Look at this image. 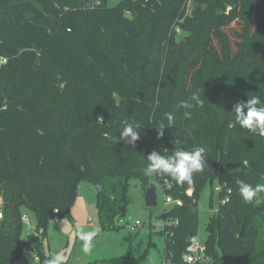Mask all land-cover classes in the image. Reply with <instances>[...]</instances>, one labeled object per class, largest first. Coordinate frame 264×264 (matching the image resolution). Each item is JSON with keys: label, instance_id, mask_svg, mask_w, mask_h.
Segmentation results:
<instances>
[{"label": "trees", "instance_id": "16d2710c", "mask_svg": "<svg viewBox=\"0 0 264 264\" xmlns=\"http://www.w3.org/2000/svg\"><path fill=\"white\" fill-rule=\"evenodd\" d=\"M189 1L120 0L110 6L108 0H9L8 7L21 13L7 12L17 28L0 31V62L6 59L0 64V264H17L27 249L37 253L38 264L49 260L47 225L55 210L59 219L68 214L82 180L95 189L104 231L116 229L115 218L124 216L131 180L145 189L155 183L165 196L182 199L162 217V263L186 264L183 255L198 234L199 192L214 177L219 206L205 227L207 255L213 264H264V204L243 203L237 184L264 183V137L234 125L231 112L237 102L264 100V0H193L184 16ZM177 26L186 34L180 52L191 53L193 61L182 62L183 70L171 77ZM127 47L145 69L136 80L131 63L122 62L130 67L124 72L116 65L121 90L103 66L123 59ZM82 66L98 76L108 112L72 96ZM41 92L61 101L59 111ZM193 95L203 104L191 101ZM183 101L193 107L181 108ZM167 113L174 121L157 139ZM133 122L141 125L140 139L134 146L117 143ZM197 146L207 149V166L194 174L191 197L185 196L191 184L144 175L151 152L167 156ZM6 183H28V189L2 193ZM22 209L34 213L44 230L40 238L21 240Z\"/></svg>", "mask_w": 264, "mask_h": 264}, {"label": "rangeland", "instance_id": "374dc122", "mask_svg": "<svg viewBox=\"0 0 264 264\" xmlns=\"http://www.w3.org/2000/svg\"><path fill=\"white\" fill-rule=\"evenodd\" d=\"M120 0H108V4L115 5ZM9 0H0V31L9 32L11 29H16L12 21L6 20L5 14L7 12L13 15H20V10L12 11L8 7ZM193 7V0L188 3V9L184 16H189V11ZM179 23V21H178ZM185 29V26H183ZM18 28L25 29L18 26ZM180 33L176 34L174 39H171L170 46L172 49H177L174 56H171L173 74L177 71L180 73L183 70V64L192 62L193 55L191 53L180 52L182 49L181 41L186 35L181 26H177ZM139 55L130 47L126 49V55L123 59L111 58L107 62V66H103L108 76L113 77V81L124 90L123 75H118V68L121 67L122 72L128 70L123 63H131L134 67V79H138V74L142 69H145L144 62L137 57ZM151 59V58H150ZM123 62V63H122ZM65 63V61L61 62ZM82 81L72 94L74 98L80 101H89L93 105L100 107L103 111L110 110V102L103 95L99 87V78L95 71L89 67L82 66ZM130 73V72H129ZM116 77V78H115ZM176 78L171 79V82H177ZM112 83V81H111ZM114 84V83H113ZM171 85V83H169ZM41 96L45 98L46 102L52 104L55 109L59 111L61 101L58 99H49L43 92ZM116 99V95L113 96ZM106 112H103L107 115ZM104 115L103 121H106ZM197 181H193L189 189H187L185 196L191 197ZM184 185V184H183ZM181 185L180 187H183ZM219 183L214 177L206 180L200 189L197 200L198 221L199 228L196 241L204 244L206 234V224L213 216L214 211L219 206ZM2 193L12 190L27 191L28 183H6L1 186ZM145 188L136 180L129 182L127 191V206L124 216L120 219L118 227L114 230H102L95 205V189L88 181H80L77 184V195L73 199L69 212L59 219L56 223L50 220L46 228V236L43 241L44 251L48 254L49 259L59 256L60 264H163V249L165 239L162 235L164 222L162 217L165 212L170 211L171 206L165 204V194L161 186H156V203L155 207H146L144 203ZM4 196H0V211L4 209ZM181 201H183L181 199ZM22 216L27 215L28 224L32 232L37 227L36 218L32 211L22 209ZM138 222L139 225L135 226ZM26 228L23 226L21 234L22 241H28L29 237L26 235ZM79 230L92 231L97 230L98 235L94 240V249L90 254H85L82 251V241H80L76 232ZM37 253L32 251L25 252L20 260V264H37ZM184 263V262H183ZM46 264V263H43Z\"/></svg>", "mask_w": 264, "mask_h": 264}, {"label": "clouds", "instance_id": "9594fccd", "mask_svg": "<svg viewBox=\"0 0 264 264\" xmlns=\"http://www.w3.org/2000/svg\"><path fill=\"white\" fill-rule=\"evenodd\" d=\"M191 101L196 104H203V100L199 95H193ZM181 108H192L193 103L183 101L180 104ZM235 120L234 125H238L241 129H246L251 133H255L264 137V100L261 96H254L247 99L246 102H237L233 105L232 111ZM97 119L102 122L103 117ZM168 125L160 123L158 137L163 135V130L170 127L174 121V116L171 113L166 114ZM141 125L138 122L128 123L117 137V143L123 141L127 145L134 146L140 139ZM179 144V141H175ZM207 149L197 146L192 150H184L177 148L171 155H161L159 152L153 151L147 156L148 164L144 167L143 173L146 177H169L171 180L183 185L185 183L192 184L193 176L196 173L202 172L207 166L206 160ZM238 193L243 203L255 204L257 206L264 204V183H257L255 186L237 181ZM98 235L97 230L76 232L77 238L82 241V251L85 254H90L94 249V240ZM46 264H60V257L55 256L49 259Z\"/></svg>", "mask_w": 264, "mask_h": 264}, {"label": "built area", "instance_id": "2783aa9c", "mask_svg": "<svg viewBox=\"0 0 264 264\" xmlns=\"http://www.w3.org/2000/svg\"><path fill=\"white\" fill-rule=\"evenodd\" d=\"M175 32L178 34L180 33L179 28H175ZM6 62V59H1L0 64H4ZM166 188L170 189L171 188V184L166 183ZM219 187H218V191H219ZM224 199L221 203L224 204L225 203ZM165 204L169 205V206H177L180 207L182 206V201L178 200V199H174L171 196H165ZM55 217H54V221L56 223L59 222V217L57 216V211L55 210ZM3 211H0V221L3 219ZM21 221L23 226H25L26 228V235L31 238L33 236L35 237H41V235L43 234L44 230L42 228H35L34 232H32V229L30 227V225L28 224V217L27 215H21ZM139 225L138 222L135 223V226ZM34 251V249H27L26 252L30 253ZM183 261L186 264H213L212 259L207 255V249L205 244H202L198 241H194L192 244H190L186 250L185 253L183 255ZM17 264H20V261L17 262Z\"/></svg>", "mask_w": 264, "mask_h": 264}, {"label": "water", "instance_id": "95a60500", "mask_svg": "<svg viewBox=\"0 0 264 264\" xmlns=\"http://www.w3.org/2000/svg\"><path fill=\"white\" fill-rule=\"evenodd\" d=\"M117 123H123L122 119H116ZM157 190H156V185L155 183H150L146 190H145V195H144V203L146 207H155L157 205L156 203V198H157V194H156ZM120 220V216H117L114 220L115 224H118ZM240 236H243V229L240 233Z\"/></svg>", "mask_w": 264, "mask_h": 264}, {"label": "crops", "instance_id": "0c3cea01", "mask_svg": "<svg viewBox=\"0 0 264 264\" xmlns=\"http://www.w3.org/2000/svg\"><path fill=\"white\" fill-rule=\"evenodd\" d=\"M37 261L39 262L38 256L36 257ZM38 264V263H37Z\"/></svg>", "mask_w": 264, "mask_h": 264}]
</instances>
